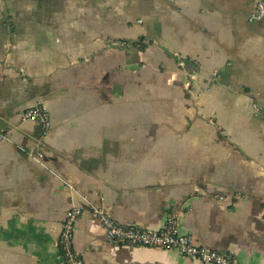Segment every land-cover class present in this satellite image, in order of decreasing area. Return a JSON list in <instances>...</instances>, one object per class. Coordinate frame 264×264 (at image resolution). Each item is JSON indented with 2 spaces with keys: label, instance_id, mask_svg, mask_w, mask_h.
Returning a JSON list of instances; mask_svg holds the SVG:
<instances>
[{
  "label": "crops",
  "instance_id": "crops-1",
  "mask_svg": "<svg viewBox=\"0 0 264 264\" xmlns=\"http://www.w3.org/2000/svg\"><path fill=\"white\" fill-rule=\"evenodd\" d=\"M260 1L0 0V264H64L75 207L85 264H202L110 243L96 211L146 229L174 216L264 264ZM36 106L46 134L23 118Z\"/></svg>",
  "mask_w": 264,
  "mask_h": 264
},
{
  "label": "built area",
  "instance_id": "built-area-1",
  "mask_svg": "<svg viewBox=\"0 0 264 264\" xmlns=\"http://www.w3.org/2000/svg\"><path fill=\"white\" fill-rule=\"evenodd\" d=\"M264 18V0L260 1L252 14L251 20ZM126 46V45H124ZM129 47V46H127ZM264 118V111L257 109ZM23 118L41 124L46 134L52 127L48 111L41 106L27 110ZM9 140V133L0 125V142ZM39 158H42L39 155ZM106 239L113 244L129 248H148L159 250H177L184 257L202 264H238L232 252L209 249L190 234L181 232L179 220L170 216L159 229H146L134 225L120 224L103 211H96ZM81 208H72L66 215L58 246L64 264H85L84 259L74 248V234L78 221L82 217Z\"/></svg>",
  "mask_w": 264,
  "mask_h": 264
}]
</instances>
